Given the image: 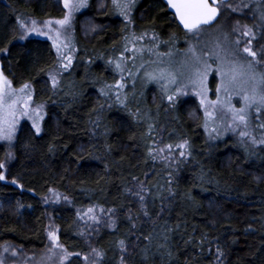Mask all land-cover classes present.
Segmentation results:
<instances>
[{
	"label": "trees",
	"instance_id": "1",
	"mask_svg": "<svg viewBox=\"0 0 264 264\" xmlns=\"http://www.w3.org/2000/svg\"><path fill=\"white\" fill-rule=\"evenodd\" d=\"M244 3L248 8L242 7ZM229 5L239 10L233 12ZM255 10L256 0H229L218 20L205 27H222L234 40L237 35L231 29L236 21L259 22L253 19L254 14L259 16ZM61 14L56 0H0V48L8 49L0 52L2 70L14 86L30 83L34 99L46 103L40 135L24 123L9 162L8 178L23 189L0 181V243L42 248L49 212L64 249L80 253L64 264H87L82 256L90 248L105 253L101 264H120L121 239L131 253L125 254L128 264H220L217 248L223 252L222 264H264V144L227 133L212 137L201 117L192 115L199 112L195 97L169 102L171 88L165 91L163 84L147 78L133 82L129 74L132 53L125 47L132 40L125 37L147 36L161 44L160 50L188 44L186 31L166 5L161 0H138L125 20L109 0L102 5L90 0L76 17L73 62L55 89L48 78L57 63L51 42L16 41V20L19 15L45 19ZM85 17L98 28L83 31ZM117 62L123 69L125 62L126 70H116ZM214 78L209 77L210 85ZM117 80L124 88L109 91L106 86ZM101 89L108 94L101 95ZM256 123L252 115L251 129L259 141L264 137ZM184 139L191 145L185 157L179 150L166 159L157 155L153 160L148 154L159 143L175 145ZM5 157L0 142V163ZM141 182L147 217L139 197L132 194ZM49 189L67 199L47 205ZM93 206L113 211L111 220L90 230L77 213ZM166 229H171L167 248L172 258L166 253L161 257L156 248ZM150 232L151 242L143 239ZM146 245L147 262L141 259Z\"/></svg>",
	"mask_w": 264,
	"mask_h": 264
},
{
	"label": "snow or ice",
	"instance_id": "2",
	"mask_svg": "<svg viewBox=\"0 0 264 264\" xmlns=\"http://www.w3.org/2000/svg\"><path fill=\"white\" fill-rule=\"evenodd\" d=\"M63 7L66 9L62 19H48L43 22V28L36 27V20H31L29 26L27 21L22 17H17L16 23L22 30V34L19 39H24L29 33H36L38 35L47 36L48 39L52 40L53 48L56 49L59 67L67 70L72 64L71 55H65L64 49L69 48V43L62 40L64 30L71 26L72 14L79 11L81 8L87 6V0H60ZM112 5L119 10V14L123 15L128 20V13L134 6L135 0H111ZM225 3V0H167V5L170 9L174 10L175 18L186 30L187 34H191L192 37L199 39V37L205 31V26H211L215 23L221 13V9ZM233 12L238 11L239 7L231 6ZM243 8H248V4H242ZM259 12L257 17L253 16L254 20H258V23L253 25L243 24L236 21L235 26L232 29L233 33H238V36L234 40L229 39V35L225 34L222 42H218L215 45V49L209 53H204V56L197 55L195 45L190 46L188 51L191 53V65L190 74L187 76L188 83L195 88L196 95L200 99V106L204 111V128L206 131L209 130L210 124H215L218 119L223 118V114L227 113L230 115L231 123L228 125L233 131L238 127L242 126L244 129H248L252 125V113L255 112V119L257 121L256 127L260 129L262 137H264V121L261 120L264 117V43H260V39L264 38V0H256V10ZM43 29H47L44 31ZM259 33V35H258ZM126 40L136 41L141 39L134 34L129 38L125 37ZM255 44H259V47H255ZM243 45V46H242ZM7 48H0V52H7ZM69 51L71 49L69 48ZM125 51H130L125 47ZM140 51V49H135ZM214 56L216 61H219L216 74L220 78V82L216 85V99H208V86L207 76L210 70V65L207 59L204 57ZM123 59V57H121ZM66 61V63L64 62ZM109 63H113L109 61ZM161 63H163L161 61ZM202 65V67H201ZM183 67H189L187 62ZM115 68L118 71H123L121 63H115ZM43 71V70H41ZM184 75V71L173 69L171 66L158 67L153 72L146 73L149 81H165L164 88L167 91L169 84H176L180 76ZM49 79L52 82L53 88L58 86V81L55 74L49 73ZM123 79V77H121ZM184 85L183 87H186ZM109 91L114 87L117 90L123 89L124 84L120 80H117L115 85L106 86ZM177 93L182 92V88H177ZM108 93L101 89V95H107ZM238 96L241 102V106L236 108L232 105V97ZM169 102H174L176 99L175 95H168ZM119 100V95H117ZM33 102V92L30 83H24L19 88L13 87V82L0 71V141L11 142L16 135V126L19 122L20 116H26L32 121V127L36 131V135H40L41 121L44 119L43 116V105H38L35 108L30 107ZM122 103V102H121ZM149 133L153 131V126L148 125ZM213 132H218L216 127L211 129ZM240 136L248 137L251 143L264 144V138L257 141L256 137L247 130L240 131ZM191 145L187 139L182 140L180 143L175 145L166 144L164 148H150L149 156L153 160L160 153H163L165 149L169 153L174 150H179L180 157L189 155V149ZM8 157H12V153H8ZM162 159H166V156H161ZM5 167L4 163H0V169ZM5 176L0 172V181L4 180ZM133 177V180H136ZM12 184H16V180L11 181ZM171 183V180L168 181ZM19 186V185H18ZM49 191H52L49 189ZM145 192L143 183L139 191L132 193L139 197L141 202V210L145 217L149 216L148 211L145 209ZM171 194V189H169ZM59 198V197H58ZM65 199H67L65 197ZM95 206L87 208L83 213L78 212L79 217H87L89 220L99 223V219L94 214ZM103 211V209H101ZM112 212V209H108ZM159 215V213H158ZM129 220L132 216L129 215ZM110 227L113 224L109 225ZM136 224H132V228H136ZM171 229H166L162 240L156 243L157 252L163 257L165 253L169 258L173 257V253L168 250L167 245L170 240L169 235ZM48 240L51 242V247L48 251L51 253L55 249H59L61 253L59 256L60 264L64 262L71 255L79 256L80 253H69L59 242L57 231L53 228L48 230ZM144 240L151 242L153 239V233H149L143 237ZM118 246L121 252L120 264H128L126 255H131L125 244V240L121 239L118 241ZM163 250V251H161ZM7 251V249H5ZM143 255L141 259L143 261H149L148 246L142 250ZM15 255V252H13ZM91 256L84 257L87 264H101L104 259L105 253L97 248L91 249ZM223 252L217 248L216 260L222 264L221 257ZM3 264V261H0ZM154 264V262H152Z\"/></svg>",
	"mask_w": 264,
	"mask_h": 264
},
{
	"label": "rangeland",
	"instance_id": "3",
	"mask_svg": "<svg viewBox=\"0 0 264 264\" xmlns=\"http://www.w3.org/2000/svg\"><path fill=\"white\" fill-rule=\"evenodd\" d=\"M56 1L58 3V7L62 13L60 16L49 17V18H45V19H38V18H35L32 16H27V15H19V17L24 18L27 21L29 26L31 25V20L34 19L37 22L36 27L37 28H43V22L45 20H48V19L56 20V19H62L63 18V15H64L66 9L63 7V4L60 2V0H56ZM137 1L138 0H135L134 6L137 3ZM89 2H90V0H87V5L89 4ZM98 2H99V5L104 4V0H98ZM109 2L111 3V0H109ZM111 5H112V3H111ZM112 7L119 14V10L116 9L113 5H112ZM133 7L130 9V11L128 13V20L130 18L131 10L133 9ZM85 8L86 7L81 8L79 11H76L72 14L71 26L68 27L66 30H64V35L62 36V40H65L66 42H68L69 48L71 49V51H69V48H65L64 53H65V55H71L72 62H73L74 54L76 51V37L74 35L75 21H76L77 15L79 13H81ZM121 16H123V15H121ZM123 18L125 19L124 16H123ZM81 26H82L83 31L88 30L86 32H91V31L96 30L98 28L97 24H95L93 21H91L88 17H85L81 20ZM234 26H235V24H234ZM43 30L47 31V29H43ZM21 34H22V30L17 25V35L15 38L16 41L23 42V41L28 40L30 38H45V39L49 40L51 42V44L53 45L52 40L48 39L47 36L38 35L36 33H29L27 36H25L24 39L21 40V39H19V36ZM225 34H227V33L222 27H217V28H214L213 30L210 28L207 29L205 27V31L199 37L198 40H197V38L192 37L191 34H187L188 35L187 38H188L189 42L185 48L177 49L175 47V45H167V48L165 50H160L158 48L161 46V44L159 46V45L154 44L153 42H150L149 37L138 36V37H141V39L136 40V41H131V44L128 48V49H130V52L132 53L131 58H130V64L131 65L129 68V74L133 78V82H136V79L140 78L139 80H141V78H147L146 73L153 72L158 67L171 66L173 69L184 71V75L180 76V78L176 84H169L168 85V88H171L170 95H175L176 97H184V96L195 97L197 102H198L197 111H199V112H194V113L192 112V115H193V117H196L199 115L201 117L203 125H204V122H205L204 111L200 106V99L196 95L197 90L195 88H193L191 86V84L188 83V79H187V76L190 74V65L192 62L191 61V53L188 51V49L190 46L195 45L197 55L204 56V53H209V52L213 51L215 49V45L218 42L223 41V37ZM235 34L238 36V33H235ZM255 47H257V46H255ZM135 49H140V51H135ZM54 51L56 53L55 48H54ZM56 57H57V53H56ZM204 58L207 59L208 64L211 66L210 70L208 71V76H207L208 99L209 100H215L216 99V85L220 82V78L216 74V68H217L219 61H216L214 56L204 57ZM161 61L163 63H161ZM64 62L66 63V61H64ZM125 62L123 63V66H124V69L126 70L127 66H126ZM185 62H187L189 67H183ZM70 66L67 68V70L70 68ZM201 67H202V65H201ZM67 70H64V69L59 67V61H58V57H57L56 65L49 72V73L56 75V78L58 81V86L55 87V89L60 88V86H61V85H59L60 84V77ZM0 71L3 72L2 66H1V60H0ZM212 74L214 75L215 78H214L213 84L210 85L209 77ZM4 75H5V73H4ZM48 78H49V74H48ZM154 82L157 84L161 83V84H163V86L165 84V81H160V82L154 81ZM51 84H52V82H51ZM184 85H187V86L183 87ZM13 87L19 88L20 86H14L13 85ZM31 88H32V86H31ZM177 88H182V92L177 93L176 92ZM32 92H33V88H32ZM38 105H43V116L45 118V116H46V103L36 101L34 99V93H33V102L30 105V107L35 108ZM232 105L236 108H239L241 106V102H240V99L238 96L234 95L232 97ZM252 115L255 116V112H253ZM43 120L40 122L41 123V129H42ZM24 123H28L32 127V121L30 119H28V117L20 116L19 122L16 126L17 130H16V135H15L14 139L11 142L0 141L5 146V149H6V157L4 159L5 167L0 172H2L4 174L5 179L3 181L7 185L11 184V180L8 178L7 175H8V169H9V164H10L9 162L12 158V157L11 158L8 157V153L11 152L12 156H13L14 145H15V141L17 138V134L19 132V129L21 128V126ZM230 123H231L230 115L227 113H224L222 119H218L215 122V124L209 125L208 133L212 137H218V136H221V135L226 134V133L227 134H234L244 142H251V140L248 137L242 138L240 136V131H242V130H247L252 135H254V132L251 129V126L248 129H244L242 126H240L235 131H233L231 128L228 127V125ZM213 127H216L218 129V132L211 131V129ZM164 147L165 146H163V144H161V143L157 144V146H156V148H164ZM171 154H172V152L169 153L167 151V149H165V151L163 153H160L158 155L160 157L161 156L170 157ZM44 201L47 205L55 206L56 204H59V203L65 201V198L63 197V195H61L57 191H51L50 193H48L44 197ZM84 211H86V210H84ZM84 211H82L81 213H83ZM94 214L99 219V223H95V222L89 220L87 217H83L84 225L88 224L89 225L88 228L90 230H93L99 224H105L104 221H107L109 219L111 220V212H109V211H101V209H95ZM107 217H108V219H106ZM53 228L57 231V235H58V228L55 225V223L53 222V220H52V218L48 212L45 245L40 249H29V248L21 247V246L15 244L14 242H10V241L2 242V243H0V261H3V264H60L59 256L61 253L59 252V249H55L51 253L48 251V249L51 247V242L48 240L47 233H48V230H51ZM88 228H85L84 230H88ZM82 229H83V227H82ZM5 249H7V251H5ZM91 249L92 248H90V251L87 254H84L82 256L83 259L86 256H89L90 259L92 258ZM13 252H15V255H13Z\"/></svg>",
	"mask_w": 264,
	"mask_h": 264
},
{
	"label": "water",
	"instance_id": "4",
	"mask_svg": "<svg viewBox=\"0 0 264 264\" xmlns=\"http://www.w3.org/2000/svg\"><path fill=\"white\" fill-rule=\"evenodd\" d=\"M165 5H166V7H167V10L174 16V19H175V21H176V23L179 25V27L182 29V30H184V31H186L184 28H183V26L179 23V21L175 18V12H174V10H172V9H170L169 7H168V5H167V0H161ZM227 1H229V0H225V2H227ZM214 24V23H213ZM212 24V25H213ZM16 185V187H18L19 189H20V191L23 189V186L22 185H20V184H15ZM19 185V186H18Z\"/></svg>",
	"mask_w": 264,
	"mask_h": 264
}]
</instances>
